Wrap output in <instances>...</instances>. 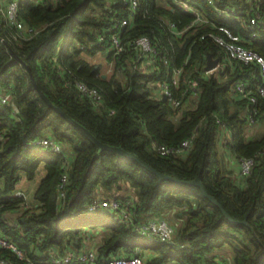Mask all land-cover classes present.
<instances>
[{
  "label": "trees",
  "instance_id": "1",
  "mask_svg": "<svg viewBox=\"0 0 264 264\" xmlns=\"http://www.w3.org/2000/svg\"><path fill=\"white\" fill-rule=\"evenodd\" d=\"M181 1L202 11L210 23L195 22L175 36L160 18L183 29L195 16L173 0H164V5L159 0H140L133 13L120 0H19V17L37 32L28 39L14 40L7 35L0 11V84L8 96V103L0 101V230L32 260L47 259L55 247L77 245L75 240L84 230L97 229L104 236L98 245L101 262L142 249L152 253L151 264H204L215 257L226 264L218 252L227 247L230 264H264V132L249 136L254 126L249 121L251 112L256 111V120H264V98L258 97L252 104L233 90L241 80L257 84L259 69L229 60L207 35L212 26H226L242 37L246 47L264 55V3L259 11L261 20L251 29L254 13L248 0L218 2V6H231L246 15L245 23L220 16L205 0ZM117 13V19L129 18L127 26L115 28ZM100 32L107 34V41L99 42ZM113 32H119L125 43L140 35L150 36L158 50L154 62L139 57V52L128 46L114 58L108 52ZM99 52L114 62L109 78L79 58L81 53L93 56ZM209 58L223 67L206 76L203 71ZM22 61L31 68L35 84ZM174 68L182 69L177 86L172 84ZM76 78L101 88L100 105L81 97L74 84H67ZM193 80L196 89L191 87ZM164 82L181 99V106L174 108L163 100L160 84ZM41 92L100 142L132 152L174 178L194 180L199 176L207 193L234 222L199 186L161 180L136 160L101 150L49 106ZM189 103L193 106H187ZM47 134L72 158L62 199L58 185L64 157L32 144ZM223 135L234 156H257L250 175L234 179L219 148ZM185 139L191 141L185 156H161L153 147L154 143L177 146ZM41 167L44 176L33 194L34 204L26 209L25 198L15 195L18 183L21 177L35 179ZM123 185L131 191L128 196L134 200L138 221L164 217L176 209L180 222L174 244L142 238L114 213L82 212L96 196L121 198L114 190H123ZM20 207L24 208L11 223L7 213ZM2 258L22 263L4 248H0Z\"/></svg>",
  "mask_w": 264,
  "mask_h": 264
},
{
  "label": "built area",
  "instance_id": "2",
  "mask_svg": "<svg viewBox=\"0 0 264 264\" xmlns=\"http://www.w3.org/2000/svg\"><path fill=\"white\" fill-rule=\"evenodd\" d=\"M132 13L137 10L140 0H120ZM185 7V9L194 14V21L183 29H179L174 22H171L167 18H160L162 24L168 28L175 36L182 35L186 30L194 25V23L209 24L210 20L202 13V11L194 8L193 6L181 1L173 0ZM209 5L213 6L220 16L237 19L242 23L246 21V15L237 13L235 8L231 6H218V2L221 0H205ZM251 9L254 13V17L251 20V29H254L255 23L261 20L260 8L263 5L264 0H248ZM0 11L3 14L7 35L11 36L14 40L28 39L34 35L37 31L34 27L27 25L19 17V0H6L4 6H1ZM118 13L113 20H116L115 28H123L128 25L129 18L117 19ZM213 31L207 35L214 41V43L224 51L226 57L229 60L242 62L248 65H257L259 69L260 80L257 84H252L247 80H241L234 85V92L241 97L247 98L252 104H256L258 97L264 98V55L257 51L246 47L242 42L243 39L240 35L234 33L226 26H212ZM205 37V36H204ZM203 37V38H204ZM99 42L107 41V34L100 32L98 35ZM110 48L108 52L112 53L113 57L123 54L126 51V47H130L133 50H137L140 54L139 57H148L151 62H154V57L158 54L157 46L153 43L152 39L148 35H140L136 38L129 39L125 43L120 36L119 32H113L109 35ZM213 60V59H212ZM213 67L206 65L203 73L206 76L213 75L220 67H223L222 63L215 61ZM166 62V61H165ZM155 64V63H154ZM153 67V65H152ZM151 67V68H152ZM182 73L181 68H174L172 73V84L177 86L179 83L180 75ZM68 85L74 84L81 97L91 100L95 105H100L103 101V93L101 88L89 85L87 82L76 78L73 81H69ZM191 87L196 89L197 82L191 81ZM5 88L0 84V101L3 104L8 103V96L5 95ZM160 92L162 96H166L167 100L174 108L181 106V99L175 97L170 88L169 83L160 84ZM255 110L251 112L249 121L255 123L256 119ZM223 128L225 125L222 123ZM226 129V128H225ZM228 133V131H227ZM1 137V135H0ZM32 144L36 147H45L51 151L60 154L64 157L63 174L58 185V197L62 199L66 195L67 185L69 181L68 172L72 158L68 156L61 143L55 139L51 134L44 135L32 140ZM191 141L185 139L177 146H169L166 144L154 143L153 147L155 151L161 156H185L189 151ZM257 156L253 157H239V171L242 177L250 175L252 169L256 163ZM16 196L24 197V192L17 191ZM132 197L121 198H104L96 196L90 202H88L82 209L83 213L93 214L98 212H110L114 213L119 220L125 224L128 228H132L133 231L142 238L152 242L161 241L166 243L174 242L176 234V225L171 223L167 218L163 216H152L146 220H136L134 211V202ZM24 207L29 209L28 205ZM181 248L185 245L181 244ZM0 248H4L10 251L16 256V258L22 263L19 264H151L149 258L146 257L142 249H137L133 253L127 255L124 253L108 257L104 261H100V253L98 249L93 247L85 249H73L68 250L62 255H50L47 259L41 261H34L28 257L26 251L20 248L12 239L5 236L0 230ZM0 264H13L8 259H0ZM204 264H223L220 257L211 258L205 261Z\"/></svg>",
  "mask_w": 264,
  "mask_h": 264
},
{
  "label": "crops",
  "instance_id": "3",
  "mask_svg": "<svg viewBox=\"0 0 264 264\" xmlns=\"http://www.w3.org/2000/svg\"><path fill=\"white\" fill-rule=\"evenodd\" d=\"M3 4L6 3V0L2 1ZM101 53V52H99ZM95 54L93 56L88 55L86 53H81V55L79 56L80 59L84 60L85 62H87L89 65L91 66H95L97 69H99V75L102 77H107L109 78L114 71V62L113 61H107V59L104 58H100L98 56V54ZM102 63H108V66L106 68H102L101 64ZM191 104V103H189ZM193 106V104H191V107ZM176 121H178V119H176ZM253 127L251 130H249V136H254L252 133H254V131L256 128L259 127V121L256 120L255 123H253ZM257 125V126H256ZM220 145L219 148L222 151V153L224 154L225 158H226V162H227V168L232 172L233 177L235 180H239L242 176L240 175V171H239V163H238V157L234 156L233 154H231L228 150V148L226 147V142L228 141V138L223 135L221 136L220 139ZM43 176H44V172H43ZM25 178L21 177L20 181L18 183V187H17V191H22L24 192L25 195V200H26V204L28 205V207H30L31 205L34 204V199L33 196L29 198V194L30 192H26L25 190L20 188V184L23 182ZM123 190H114L115 193L114 195H118V196H122V197H130L128 195H130V190L128 189V187L126 185H123ZM130 191V192H129ZM24 207H20L19 209H14L10 212L7 213V218L11 223H14L16 221V218L19 216L20 212L23 210ZM176 213V209H171L169 210L167 213L164 214V217L167 218L168 220L171 219L173 220L175 223V225L177 226L178 223L180 222L179 219L176 218L175 216ZM179 215V214H178ZM181 216V215H179ZM176 218V220H175ZM104 239L103 236V231L101 230H94V229H86L84 230L80 236H78L75 240V243L77 245H73L72 243L67 245L65 248H58L55 247L50 251V255H62L64 254L66 251L68 250H73V249H85V248H89V247H93L95 249H98V245L100 243H102ZM144 255L148 258L152 257V253L148 252V251H144L142 250ZM148 253V254H146ZM219 255H221V257L225 260L226 264H230L231 263V253L229 249H222L221 251L218 252ZM224 264V261H223Z\"/></svg>",
  "mask_w": 264,
  "mask_h": 264
},
{
  "label": "water",
  "instance_id": "4",
  "mask_svg": "<svg viewBox=\"0 0 264 264\" xmlns=\"http://www.w3.org/2000/svg\"><path fill=\"white\" fill-rule=\"evenodd\" d=\"M9 50H10L11 54L15 58H17V59L20 60V57L16 54V52L11 47H9ZM22 64L26 68V70L28 71L32 82L35 84V79H34V76H33L32 71H31V68L24 61H22ZM214 65H215V62L211 58H209V60H208V67H213ZM41 95H42V97L44 98V100L47 102V104L49 106L53 107L56 111H58L60 114H62L71 124H73L74 126H76L77 128H79L80 130H82L91 139H93L98 144V146L101 148V150L114 151L117 154H120V155H123L125 157L130 158V159L136 160L142 166H144L149 171H151L156 176H158L161 180H168V181H172V182L179 183V184L197 185V186H199L202 189V192H203L204 196H206L212 203H214L219 208H221L223 214L226 216V218L229 221L234 222V220L229 216V214L223 209L222 205L220 203H218L214 197L210 196L207 193V191H206L204 185L202 184L199 176L196 179H194V180H181V179H178V178H174L172 176H169L167 174H164V173L156 170L155 168L151 167L148 163L144 162L142 159H140L137 155H135L132 152H128V151L124 150L121 147L111 146V145H108V144H105V143L100 142L84 126H82L77 121H75L72 117H70L67 113H65L64 111H62L59 107H56L55 105H53V103L42 92H41ZM162 98H163L164 101L167 100L166 96H164V95L162 96ZM179 215H181V213H179ZM171 244H174V242H172Z\"/></svg>",
  "mask_w": 264,
  "mask_h": 264
},
{
  "label": "rangeland",
  "instance_id": "5",
  "mask_svg": "<svg viewBox=\"0 0 264 264\" xmlns=\"http://www.w3.org/2000/svg\"><path fill=\"white\" fill-rule=\"evenodd\" d=\"M159 3L162 4V5L165 4L164 0H159ZM98 56L100 58H104L105 57L107 59V54L105 52L99 53ZM107 61H108V59H107ZM107 66H108V63H102L101 64V67L102 68H106ZM187 106L191 107V104H188ZM259 124H260L259 127L255 129L257 131H254V133H252L254 136L260 135V134H262L264 132V120H260L259 121ZM219 145H220V143H219ZM42 178H43V168L41 167L39 169V171H38V174H37L36 178L33 179V180L24 179L23 182L20 184V188L23 189V190H25L26 192L29 191L30 192L29 198H30V197L33 196L35 190L39 186L40 181H41ZM175 220H176V218H175ZM169 221L171 223H175L171 219H169ZM224 249H228V248L225 247ZM146 254H148V253H146Z\"/></svg>",
  "mask_w": 264,
  "mask_h": 264
}]
</instances>
